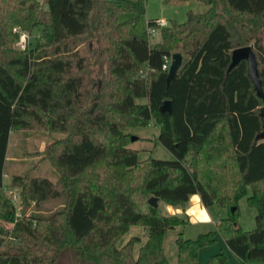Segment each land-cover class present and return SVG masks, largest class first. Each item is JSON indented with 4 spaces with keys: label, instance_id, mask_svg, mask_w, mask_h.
<instances>
[{
    "label": "trees",
    "instance_id": "trees-1",
    "mask_svg": "<svg viewBox=\"0 0 264 264\" xmlns=\"http://www.w3.org/2000/svg\"><path fill=\"white\" fill-rule=\"evenodd\" d=\"M140 1L43 0L40 9L36 0H0V219L14 224L11 232L0 229V248L6 246L0 264H168L164 236L186 226L193 196L228 217L196 240L179 235L176 264H198L218 234L237 264L264 262V140L255 141L263 103L245 61L227 73L231 52L249 46L264 91V0H196L207 12L188 13L185 23L161 29L155 45L147 34H132L134 19H118L141 14ZM15 27L46 28L45 43L15 51ZM172 54L187 60L166 86L162 59ZM91 58L106 66L98 71L102 86L95 95L86 77ZM86 97H95L93 112L86 111ZM167 101L171 114H161ZM152 121L173 160L141 162L127 147L124 130ZM33 126L64 136L47 150L59 183L14 176L11 188L25 183L22 207L49 199H64L65 206L44 219H27L24 212L15 218L3 184L8 142L14 130ZM248 188L255 228L244 232L238 201ZM154 197L182 213L160 214L159 206L147 204ZM139 227L144 243L134 236L121 246ZM206 264L229 261L220 253Z\"/></svg>",
    "mask_w": 264,
    "mask_h": 264
},
{
    "label": "rangeland",
    "instance_id": "rangeland-1",
    "mask_svg": "<svg viewBox=\"0 0 264 264\" xmlns=\"http://www.w3.org/2000/svg\"><path fill=\"white\" fill-rule=\"evenodd\" d=\"M39 4V8H44L43 0H36ZM142 8L141 14L136 13H123L118 14L120 22L135 21L132 34L144 35L147 34L148 22L154 20H165L170 25H180L186 22L188 13L191 14H203L207 12L208 7L196 0H190L187 2L164 4L162 0H142L140 1ZM46 28L39 27L28 32L20 27H15L12 33L17 36V40L13 43L12 48L15 51L24 53L30 50L36 49L40 44L45 43ZM160 31L155 36L148 37V44L155 45L160 42ZM90 48L95 49V45L91 42L88 43ZM91 56H89L90 58ZM95 59H90V67L88 68L86 77L91 80V85L88 87L94 93H97L102 86V80L98 75L99 69H103L106 72V66L103 65L100 68L99 65L93 64ZM187 60L186 56H183V62ZM86 78V80H87ZM92 95V94H91ZM86 111L93 112L96 106V100L94 98H85ZM138 103H143L142 100H137ZM124 136L126 142H128V148L136 151L138 160L145 162L149 159H157L163 161L173 160L174 157L167 152L157 141L159 133L158 127L154 125V122H149L143 127L127 128L124 130ZM64 136L60 133L51 132L49 129H40L33 126L30 130L19 131L14 130L10 134L8 142V151L6 155V163L4 170V189L5 193L11 201L12 206L15 208V218H20L24 212L25 218L29 217L44 219L52 215L53 213L60 212L64 209L65 200H52L49 199L42 204L35 205L34 203L26 204L22 207V194L24 191L23 185L27 179H47L53 186L59 183L61 175L53 165L52 160L48 158L47 150L50 145L57 142L58 139H62ZM135 138L136 141L131 142L130 139ZM103 167L99 166L98 171L104 172ZM21 177L23 182H16L17 187H12V177ZM251 189L248 188L247 194L244 198L238 202L237 213V225L238 228L244 232H249L255 228V211L248 206L247 198L251 195ZM15 203V204H14ZM158 211L162 215H177L176 209L172 206H167L162 203H158ZM191 205V204H190ZM26 208V209H25ZM24 210V211H23ZM26 210V211H25ZM210 220L207 222H199L198 219H207L204 211H200L198 207H193L189 210L191 216L187 217L188 223L185 227H178L174 230L167 232L163 239V251L168 264H176L177 251L176 240L179 235H182L183 239L196 240L202 234L215 233V224L220 220L227 219L228 211L222 209L220 206L213 207L209 210ZM14 224L7 223L0 219V229L4 230V233L11 232ZM134 236H141V241L144 243L146 235L142 228H132L130 232L124 237L120 245ZM6 249V246H2L0 251ZM137 255V247L135 248ZM224 253L229 261V264H237V259L233 256L229 249H227L220 234L216 236V243L210 247L203 248L199 253L198 264H206V262L213 256ZM248 264H264L262 261H250Z\"/></svg>",
    "mask_w": 264,
    "mask_h": 264
},
{
    "label": "water",
    "instance_id": "water-1",
    "mask_svg": "<svg viewBox=\"0 0 264 264\" xmlns=\"http://www.w3.org/2000/svg\"><path fill=\"white\" fill-rule=\"evenodd\" d=\"M230 64L227 69V73L231 71L233 68L238 66L241 62H246L248 65V75L250 78V81L253 85V91L256 93V97L262 101L263 105L261 107L259 118L262 125V131L260 134H258L255 138L256 142L264 140V91H262L261 88V80L259 79V75L257 72V61L255 60V56L253 54V50L251 47L247 46L244 48L236 49L231 52L230 56ZM170 67L166 73V86L169 85V83L175 79L178 72L181 70V67L183 66V56L182 54H172L170 56ZM160 113H168L171 114V105L170 102H164L163 105L159 108ZM131 142L136 141L135 138L130 139ZM147 204L153 209L158 208L157 199L151 198L147 201ZM234 209L231 210V213H233Z\"/></svg>",
    "mask_w": 264,
    "mask_h": 264
},
{
    "label": "built area",
    "instance_id": "built-area-1",
    "mask_svg": "<svg viewBox=\"0 0 264 264\" xmlns=\"http://www.w3.org/2000/svg\"><path fill=\"white\" fill-rule=\"evenodd\" d=\"M169 26V23L165 20H154L151 22V24L148 26L147 28V35L148 37H153L155 36V34L160 31L161 29H164L166 27ZM162 71L163 72H167L169 67H170V56H165L163 59H162ZM15 204V203H14Z\"/></svg>",
    "mask_w": 264,
    "mask_h": 264
},
{
    "label": "crops",
    "instance_id": "crops-1",
    "mask_svg": "<svg viewBox=\"0 0 264 264\" xmlns=\"http://www.w3.org/2000/svg\"><path fill=\"white\" fill-rule=\"evenodd\" d=\"M5 175V174H4ZM3 175V176H4ZM189 203L191 204L190 205V207L186 210V212H185V215L187 216V217H189V216H191V214L189 213V210L190 209H192L193 207H198V209L200 210V211H204V213H205V216H206V218L207 219H198V221L199 222H207V221H209L210 220V212H209V210L210 209H212V208H210V209H205L204 207H203V205H202V203H200V200H199V198H198V196H193V197H191L190 198V200H189ZM182 212L180 211V210H176V214L177 215H180ZM216 225H217V223L215 224V227H216Z\"/></svg>",
    "mask_w": 264,
    "mask_h": 264
}]
</instances>
